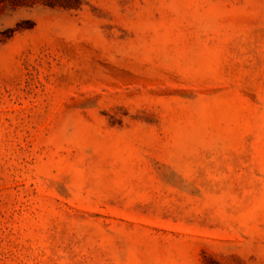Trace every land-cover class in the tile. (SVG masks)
I'll return each mask as SVG.
<instances>
[{
  "label": "rangeland",
  "instance_id": "1",
  "mask_svg": "<svg viewBox=\"0 0 264 264\" xmlns=\"http://www.w3.org/2000/svg\"><path fill=\"white\" fill-rule=\"evenodd\" d=\"M0 264H264V0H0Z\"/></svg>",
  "mask_w": 264,
  "mask_h": 264
}]
</instances>
